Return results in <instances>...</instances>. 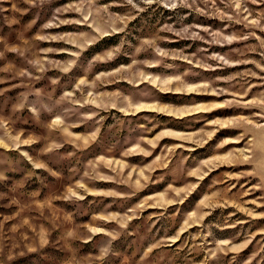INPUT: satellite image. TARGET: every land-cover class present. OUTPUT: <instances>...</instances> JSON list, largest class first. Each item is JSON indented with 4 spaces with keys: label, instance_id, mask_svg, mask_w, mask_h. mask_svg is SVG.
<instances>
[{
    "label": "rangeland",
    "instance_id": "obj_1",
    "mask_svg": "<svg viewBox=\"0 0 264 264\" xmlns=\"http://www.w3.org/2000/svg\"><path fill=\"white\" fill-rule=\"evenodd\" d=\"M0 264H264V0H0Z\"/></svg>",
    "mask_w": 264,
    "mask_h": 264
}]
</instances>
